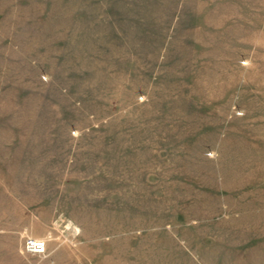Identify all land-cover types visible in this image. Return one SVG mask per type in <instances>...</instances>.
<instances>
[{
    "label": "rangeland",
    "instance_id": "1",
    "mask_svg": "<svg viewBox=\"0 0 264 264\" xmlns=\"http://www.w3.org/2000/svg\"><path fill=\"white\" fill-rule=\"evenodd\" d=\"M0 264H264V0H0Z\"/></svg>",
    "mask_w": 264,
    "mask_h": 264
},
{
    "label": "built area",
    "instance_id": "2",
    "mask_svg": "<svg viewBox=\"0 0 264 264\" xmlns=\"http://www.w3.org/2000/svg\"><path fill=\"white\" fill-rule=\"evenodd\" d=\"M23 247L28 254H41L45 250V242L34 238H26Z\"/></svg>",
    "mask_w": 264,
    "mask_h": 264
}]
</instances>
